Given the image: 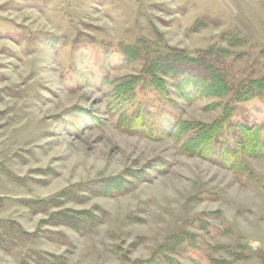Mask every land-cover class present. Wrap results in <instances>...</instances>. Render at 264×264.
<instances>
[{
  "label": "rangeland",
  "instance_id": "1",
  "mask_svg": "<svg viewBox=\"0 0 264 264\" xmlns=\"http://www.w3.org/2000/svg\"><path fill=\"white\" fill-rule=\"evenodd\" d=\"M174 54L213 66L228 94L199 96L205 68L175 63L157 92L146 69ZM260 79L264 0H0V264H264V159L225 170L186 152L190 134L130 121L229 109V145L239 124L264 138V93L236 99ZM71 212L85 222L51 220Z\"/></svg>",
  "mask_w": 264,
  "mask_h": 264
},
{
  "label": "trees",
  "instance_id": "2",
  "mask_svg": "<svg viewBox=\"0 0 264 264\" xmlns=\"http://www.w3.org/2000/svg\"><path fill=\"white\" fill-rule=\"evenodd\" d=\"M128 56L129 52H125ZM184 65L190 66L192 69H203L204 78L203 83L199 86L201 97H216L223 98L228 94V88L224 82L222 76L213 66L206 65L201 62L200 58L188 59L183 55H172L170 58L156 57L149 64L146 69L147 74L151 76V85L153 88L161 93L165 86V78H174L175 74L171 68L173 65ZM182 76V75H177ZM130 83L121 85L123 90H127ZM120 89V88H119ZM196 89V86H194ZM197 91L194 90V94ZM260 93H264V80H253L250 81L238 91L236 99L239 102H247L251 99L256 98ZM183 98H188L184 96ZM229 113V109L226 110L225 116L215 122L205 124H188L175 122L170 120V116L157 112H141L138 111L131 115V127L134 130H140L144 133L147 138H155L158 135H166L167 132L172 135L176 132V135H187L190 136L183 143V148L187 153L194 155L202 160L209 161L218 167L225 170L235 171L241 168L242 158H253V159H264V138L261 137V131L256 126H249L245 124H239L235 126V130L230 133V142L226 141L225 137L228 133L225 128L226 118ZM229 129V127H228ZM67 196V194H66ZM45 204H49L46 201H29L28 207L30 209H36L40 206L44 207ZM73 213V212H71ZM89 217V215H88ZM85 222L81 219V215L77 213L69 214L66 213H55L51 220L54 224L58 225H70L68 222ZM92 217L90 216V219ZM22 236H32L26 232L20 233ZM182 236L173 237L170 241L166 242L160 248L154 252V254H160L161 252H167L169 250H175L182 243ZM176 247V248H174ZM153 254V255H154ZM159 259V258H158ZM58 264H62L60 259ZM42 264H57L54 261H44Z\"/></svg>",
  "mask_w": 264,
  "mask_h": 264
}]
</instances>
